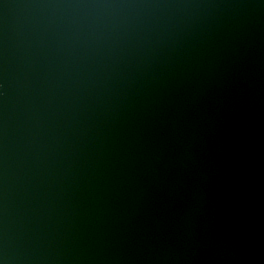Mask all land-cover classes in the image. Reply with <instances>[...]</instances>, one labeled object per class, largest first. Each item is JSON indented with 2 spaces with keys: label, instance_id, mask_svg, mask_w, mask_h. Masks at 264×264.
Masks as SVG:
<instances>
[{
  "label": "water",
  "instance_id": "water-1",
  "mask_svg": "<svg viewBox=\"0 0 264 264\" xmlns=\"http://www.w3.org/2000/svg\"><path fill=\"white\" fill-rule=\"evenodd\" d=\"M0 264H264V0H0Z\"/></svg>",
  "mask_w": 264,
  "mask_h": 264
}]
</instances>
